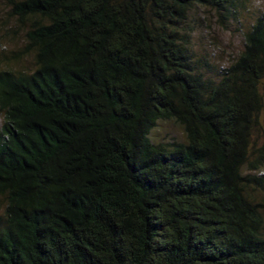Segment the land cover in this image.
I'll use <instances>...</instances> for the list:
<instances>
[{"label": "trees", "instance_id": "trees-1", "mask_svg": "<svg viewBox=\"0 0 264 264\" xmlns=\"http://www.w3.org/2000/svg\"><path fill=\"white\" fill-rule=\"evenodd\" d=\"M4 1L0 264H264V13L211 76L190 15L245 0Z\"/></svg>", "mask_w": 264, "mask_h": 264}, {"label": "rangeland", "instance_id": "rangeland-1", "mask_svg": "<svg viewBox=\"0 0 264 264\" xmlns=\"http://www.w3.org/2000/svg\"><path fill=\"white\" fill-rule=\"evenodd\" d=\"M245 1V9L240 10L238 19H230L225 26L219 22V16L206 7H198L190 15L188 23L193 31L191 44L196 55L207 62L205 70L211 76L221 67H229L244 50L246 32L264 13V0ZM22 28L19 22L10 16L6 2L0 0V69L20 71L33 68L31 57H23L22 60L15 58L16 53L24 47L27 28ZM261 125L260 127L264 128V114L261 115ZM152 137L156 142L184 140L182 129L173 122L160 123L153 130ZM253 141L257 144L262 142L260 129L254 130ZM259 197L261 202H264V197Z\"/></svg>", "mask_w": 264, "mask_h": 264}]
</instances>
